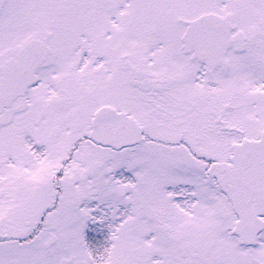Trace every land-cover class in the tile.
<instances>
[{
	"label": "snow or ice",
	"instance_id": "1",
	"mask_svg": "<svg viewBox=\"0 0 264 264\" xmlns=\"http://www.w3.org/2000/svg\"><path fill=\"white\" fill-rule=\"evenodd\" d=\"M0 264H264V0H0Z\"/></svg>",
	"mask_w": 264,
	"mask_h": 264
}]
</instances>
